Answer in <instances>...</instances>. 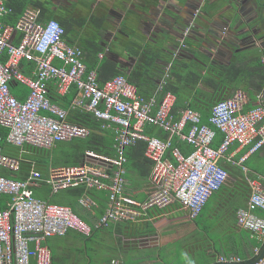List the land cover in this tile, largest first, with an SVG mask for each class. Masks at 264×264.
Listing matches in <instances>:
<instances>
[{
    "label": "built area",
    "instance_id": "1",
    "mask_svg": "<svg viewBox=\"0 0 264 264\" xmlns=\"http://www.w3.org/2000/svg\"><path fill=\"white\" fill-rule=\"evenodd\" d=\"M10 12L0 0V125L8 129L10 144L25 150H51L57 143L74 138H88L91 129L68 120V110L49 97L53 84L60 95L78 90L71 106L91 112L101 121L103 130L112 132L113 153L86 151L80 164L53 166L44 176L32 166L26 178L10 174L22 167V157L3 152L0 135V196L10 195L8 206L0 210V264H53L48 240L77 231L89 237L96 229L116 222H139L150 211H163L178 204L191 218L198 217L211 196L228 180L230 174L222 163L233 145L249 147L240 162L264 147V96L257 103L242 88L217 101L210 123H203L202 113L193 108L174 113L176 94L167 89L170 67L165 69L156 92L139 93L125 75L101 82L96 69L88 70L84 50L65 39V28L57 19L42 20L40 10L27 8L18 22L5 24ZM191 26L183 31L186 38ZM181 45H186L182 41ZM6 57V60H4ZM24 61L32 62L30 73ZM28 88L24 99L12 91V83ZM153 125L168 136L147 131ZM217 130L222 142L214 147ZM179 137L194 149L185 153L174 143ZM146 143L145 155L152 162V190L141 199L128 189L126 150L138 141ZM47 184L52 194L74 187L106 192L108 206L95 222L89 223L74 209L37 197L33 187ZM250 195L237 210V224L264 240V184L250 178ZM80 207L94 212L98 200L90 193L78 199ZM256 254L260 249L255 247ZM219 262L243 263L240 255H221ZM111 264H121L117 259ZM256 264H264V257Z\"/></svg>",
    "mask_w": 264,
    "mask_h": 264
},
{
    "label": "crops",
    "instance_id": "2",
    "mask_svg": "<svg viewBox=\"0 0 264 264\" xmlns=\"http://www.w3.org/2000/svg\"><path fill=\"white\" fill-rule=\"evenodd\" d=\"M52 1L57 15L64 12L68 18L83 21L82 25L75 24L65 39L79 47L103 46L105 51L99 54L100 58L106 54L123 68H133L142 62L143 57L144 62L151 64L148 68L153 74L157 72L156 66H165V69L172 66L176 57L183 62L197 61L198 70L202 73H206L213 64L228 71L223 76L224 82L213 89L199 82L198 87L204 92L216 93L223 99L242 88L249 94L264 96V0ZM187 21H191L192 31L188 38H184L176 29L184 24L183 30L180 29L184 31ZM182 41L188 44L189 49L186 55L175 56L174 52ZM129 48L138 51V55H133ZM146 49L150 50L148 57L144 55ZM22 68L24 70L23 65ZM145 68L143 66L142 70L146 71ZM148 79L151 82L155 80L150 75ZM145 89H148L147 86ZM156 89H152L149 96ZM248 150L249 147L235 144L222 163L226 168L248 163L249 167L243 166V169L264 184V147L241 163ZM26 152L28 148L21 149L22 160H25L23 156ZM33 166L36 167L35 164ZM43 186L49 187L43 183L33 187V191ZM229 186L231 188L225 198L208 203L196 218H191L187 210L175 204L167 210L150 211L139 222H116L110 227L96 229L89 237L74 231L77 235L72 244L77 252L72 264H77L82 252L87 253V240L92 241L91 248L98 256V264H111L114 259L121 264H217L218 258L227 254H238L244 262L254 261L264 248V240L252 236L237 224V210H233L232 200L238 188L233 181ZM152 188V183L147 187L140 180L132 188V194L143 199ZM87 192L99 202L94 212L83 210L78 204L79 198L65 205L74 208L82 218L93 224L106 210L108 198L106 192ZM249 195L242 197L241 207L247 204ZM41 198L50 200L49 197ZM227 208L231 209L230 213ZM98 232L100 238L94 239ZM58 237L63 236H54L47 242L54 252L53 264L59 260ZM255 247L260 249V254L256 255ZM85 264L92 262L87 260Z\"/></svg>",
    "mask_w": 264,
    "mask_h": 264
},
{
    "label": "trees",
    "instance_id": "3",
    "mask_svg": "<svg viewBox=\"0 0 264 264\" xmlns=\"http://www.w3.org/2000/svg\"><path fill=\"white\" fill-rule=\"evenodd\" d=\"M6 6L10 8V12L3 17V22L5 24L15 25L27 8L39 9L41 11L40 17L42 20L51 18L57 19L66 30L65 36L70 30L73 29L75 24H83V21L81 20H75L74 18L57 15L56 5L52 0H6ZM80 47L84 50V60L87 64L88 70L96 69L101 82H104L117 75H125L130 82L137 85L139 93L145 96L152 94L150 91L157 88L158 83L162 79L165 72V66H156V74L151 73L152 70H149L148 68V66L151 64L148 61L144 62L143 57L141 58L142 62H140L137 66H134L133 68H123V66L119 65L116 60H111L106 57V55L103 58L99 57V54L105 51V48L101 45H84ZM129 50L133 55H138V51L131 48H129ZM149 52L150 50L146 49L144 52L145 54H143L147 55ZM4 60H6V57ZM132 61L133 60H131V62ZM22 65L24 67V72L26 73H29L34 66L32 62L27 61H24ZM143 66L146 67V71L142 70ZM198 66L199 64L197 61L183 62L180 61L178 57L174 58L172 66L170 67V76L168 78V84L166 88L173 91L177 96V101L174 107V113L176 116H179L181 108L183 107L193 108L199 110L202 113L203 123H210L209 118L213 105L222 98H219L216 93L204 92L202 88L198 87L199 82H203L213 89L214 86H219L218 84L224 82L223 76L228 70L221 66L218 67L212 64L206 70V73H202L201 70H198ZM238 70H240V68ZM149 75L152 77V79L155 78L153 82L148 79ZM11 86L12 91L20 99H23L27 94V89L23 84L19 82H13ZM146 86L148 89H145ZM77 93L78 90L75 86H73L71 93L67 95H60L57 92L56 87L52 84L49 88V97L51 100L68 110V120L72 123L89 127L91 129L90 136L84 139L74 138L66 142H59L57 143L56 147L51 150H37L34 148H28V152H26L23 156L25 157V160L22 162L21 170L11 173V177L20 179L26 178L33 164H35L44 175H46L45 170L51 165L66 166L80 164L83 162L88 149H93L103 153H113L112 132L109 130H103L101 127V121L98 120L91 112L82 111L71 106V103ZM231 95H233V93L227 94L226 97ZM249 96L251 98L249 105L257 102V95L249 94ZM146 129L149 133L164 138L168 136V134H166L162 129H158L153 125H148ZM0 135L2 140L1 146L4 153L12 156H20L22 154L21 148L8 142V129L1 125ZM222 139V133L217 130L216 137L213 142L214 147H218L222 142ZM174 143L179 145L187 154L192 152L194 149L191 145L185 141H182L177 136L174 138ZM58 149L62 150L61 156L55 157L51 163L48 161V155L52 151H57ZM145 150L146 143L142 140L129 146L126 150L128 161L125 164V176L128 179V189L130 192H132V188H135L136 184L140 180H143L147 187H149L152 183L150 179L152 162L145 155ZM48 164H50L49 167ZM243 166L249 167L248 163H244L243 165L233 164L227 167L230 176L226 183L211 196L208 201L209 204H212V202H215L220 198H225L228 194V190L231 188L229 185L233 181L234 186L238 188V192L234 193L232 207L234 211L241 207L242 204L240 201L242 197H247L251 191L249 179L254 178L252 175H250L249 171L246 172L243 169ZM66 191H68L69 194L74 198H79L83 194L87 193L85 187H74L67 189ZM33 192L37 197H49V201H52V198L55 196V194H52L51 189L47 186L35 188ZM9 200L10 195L5 194L0 196V210L7 208ZM69 203H73V201L70 200ZM208 203L205 208H207ZM230 211L231 209L227 208V212L230 213ZM260 214L264 216V211H261ZM53 258H55L54 252Z\"/></svg>",
    "mask_w": 264,
    "mask_h": 264
},
{
    "label": "rangeland",
    "instance_id": "4",
    "mask_svg": "<svg viewBox=\"0 0 264 264\" xmlns=\"http://www.w3.org/2000/svg\"><path fill=\"white\" fill-rule=\"evenodd\" d=\"M62 142H66V141H62ZM61 153H62L61 149H58L57 151L56 150L52 151L48 155V159H49L48 161L52 163L55 157L61 156ZM50 164H48V167L50 166ZM48 172H49V168L45 170L46 175L48 174ZM70 200L76 201L77 198L71 196L69 192L66 190H63L55 194V196L52 198V201L54 203H59V204H67ZM74 211L76 212L75 209ZM76 235H77L76 232L71 231L67 236L58 237L59 239L57 240V245H59L60 248H57L59 260L57 261L56 264H72V259L74 257V254L77 252L74 248V244H72L75 241ZM98 238H100L99 232L97 233L94 239H98ZM91 247H92V241L87 240V253L82 252L80 254V257L77 258V264H85L87 260H90L92 264H98V260H99L98 256L97 254H95V252L92 250ZM227 255H231V254H227Z\"/></svg>",
    "mask_w": 264,
    "mask_h": 264
},
{
    "label": "flooded vegetation",
    "instance_id": "5",
    "mask_svg": "<svg viewBox=\"0 0 264 264\" xmlns=\"http://www.w3.org/2000/svg\"><path fill=\"white\" fill-rule=\"evenodd\" d=\"M59 15H61V16H64V17H67V14H65L64 12H59ZM178 27V29H176L178 32H180V33H182L183 34V32H182V28L184 27V24H180L179 26H177ZM191 29H190V32H189V34H188V37L191 35V31H192V27H190ZM180 29H182V30H180ZM186 29V28H185ZM187 37V38H188ZM174 48H176V47H174ZM189 48H188V44H186L185 46L184 45H179V46H177V48H176V51L174 52L175 53V56L176 55H178V56H184V55H186V52H187V50H188ZM106 55V54H105ZM105 55H103V57L105 56Z\"/></svg>",
    "mask_w": 264,
    "mask_h": 264
},
{
    "label": "water",
    "instance_id": "6",
    "mask_svg": "<svg viewBox=\"0 0 264 264\" xmlns=\"http://www.w3.org/2000/svg\"><path fill=\"white\" fill-rule=\"evenodd\" d=\"M196 14V13H195ZM187 16V15H186ZM185 16V17H186ZM186 25L188 26H192V23L191 21H187ZM186 26V27H188ZM185 27V28H186ZM183 32V31H182ZM264 257V248L261 252V254L254 260V261H251V262H243V263H234V262H218L217 264H255L257 262H259L262 258Z\"/></svg>",
    "mask_w": 264,
    "mask_h": 264
}]
</instances>
